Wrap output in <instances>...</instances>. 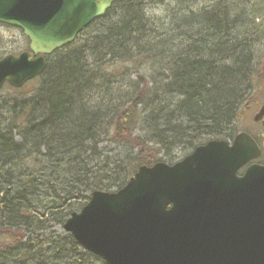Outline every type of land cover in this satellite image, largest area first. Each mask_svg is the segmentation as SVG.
Here are the masks:
<instances>
[{
    "label": "trees",
    "instance_id": "1",
    "mask_svg": "<svg viewBox=\"0 0 264 264\" xmlns=\"http://www.w3.org/2000/svg\"><path fill=\"white\" fill-rule=\"evenodd\" d=\"M242 1L150 0L164 19L115 3L41 77L0 92V264H105L64 231L92 193L175 147L234 139L256 75Z\"/></svg>",
    "mask_w": 264,
    "mask_h": 264
},
{
    "label": "water",
    "instance_id": "2",
    "mask_svg": "<svg viewBox=\"0 0 264 264\" xmlns=\"http://www.w3.org/2000/svg\"><path fill=\"white\" fill-rule=\"evenodd\" d=\"M131 0H0V24L28 51L0 60V91L41 77L113 4ZM247 134L210 141L170 166L140 167L118 191H95L64 231L106 264H264V166Z\"/></svg>",
    "mask_w": 264,
    "mask_h": 264
},
{
    "label": "rangeland",
    "instance_id": "3",
    "mask_svg": "<svg viewBox=\"0 0 264 264\" xmlns=\"http://www.w3.org/2000/svg\"><path fill=\"white\" fill-rule=\"evenodd\" d=\"M147 2V7L155 9L151 10V13L156 11V14L154 15L158 19L163 15L164 19L165 10L163 7H160L162 4L152 5L150 0H147ZM241 4H246L247 6L245 9L250 12L245 13V15L248 16L245 21L252 24L254 23L253 30L255 31H253V35L251 36V43H254V47L251 48V53L253 64L256 69V75L252 80L253 87L251 88V91H253V95L252 100H250L251 103L248 101L243 103L240 107L239 115L236 119V134L232 135L233 137L240 133L258 135L259 132L263 131L260 125L253 124V116L260 106H264V11L262 13H257L259 9L264 7V0H243ZM28 47L29 40L23 35L21 30L0 24V59L7 55L19 56L21 53L26 52ZM228 141H232V139H229ZM107 147L109 148L108 153L112 152L111 156L114 158L118 155L123 156L125 153H128L127 149L121 147L109 146L107 143L102 145L103 149H106ZM189 153H191V149H188L187 146L181 145L175 147L174 151L171 150V156H168V160L173 159L170 163L178 162ZM78 212H80V209L77 213ZM54 231H57L59 234L62 233V229L59 227H56Z\"/></svg>",
    "mask_w": 264,
    "mask_h": 264
},
{
    "label": "flooded vegetation",
    "instance_id": "4",
    "mask_svg": "<svg viewBox=\"0 0 264 264\" xmlns=\"http://www.w3.org/2000/svg\"><path fill=\"white\" fill-rule=\"evenodd\" d=\"M263 71H264V67H263ZM263 76H264V72H263ZM252 95H253V91H251V93H249V96L247 97V101L252 100ZM250 103H251V101H250ZM253 124L260 125L262 127L263 131L259 132L258 135L248 134L251 138L254 139V141L258 144V146L261 150L260 157L255 162H252L251 164H258V165L264 166V106H260L258 108V111L254 114ZM233 141H229L230 142L229 144H232ZM204 144H206V143H203L202 145H204ZM192 152H193V150L191 151V153ZM191 153H189L188 155H190ZM188 155H186V156H188ZM247 167L238 173L239 177L243 176Z\"/></svg>",
    "mask_w": 264,
    "mask_h": 264
}]
</instances>
